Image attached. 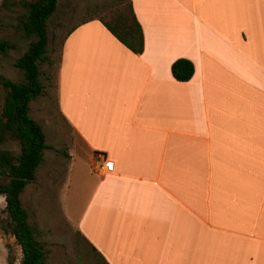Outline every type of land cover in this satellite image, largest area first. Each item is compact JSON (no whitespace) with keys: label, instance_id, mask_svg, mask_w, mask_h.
Segmentation results:
<instances>
[{"label":"crops","instance_id":"crops-1","mask_svg":"<svg viewBox=\"0 0 264 264\" xmlns=\"http://www.w3.org/2000/svg\"><path fill=\"white\" fill-rule=\"evenodd\" d=\"M129 1L141 53L98 19L60 47L57 113L87 167L76 231L104 264H264V0Z\"/></svg>","mask_w":264,"mask_h":264},{"label":"rangeland","instance_id":"rangeland-1","mask_svg":"<svg viewBox=\"0 0 264 264\" xmlns=\"http://www.w3.org/2000/svg\"><path fill=\"white\" fill-rule=\"evenodd\" d=\"M0 0V41L10 49L0 52V76L17 82L21 73L14 61L27 49L32 38L26 37L22 22L27 15L26 4L34 0ZM124 0H58L55 14L48 21V54L50 63L40 64V80L44 94L31 103L30 115L45 131L49 149L44 152L37 179L23 194V205L29 212V222L37 231V238L45 252L44 264H104L84 242L75 229L81 203H76V185L82 182L86 161L75 146L77 138L58 115L56 105V77L60 47L66 33L75 25L90 19L113 24L114 17L125 13ZM5 91L0 88V111ZM0 143V150L14 156L19 154L17 141L9 134ZM69 155L71 160H69ZM76 165H79L80 168ZM4 198L0 196V221L5 220ZM7 256L11 264H19L21 253L11 236Z\"/></svg>","mask_w":264,"mask_h":264},{"label":"trees","instance_id":"trees-1","mask_svg":"<svg viewBox=\"0 0 264 264\" xmlns=\"http://www.w3.org/2000/svg\"><path fill=\"white\" fill-rule=\"evenodd\" d=\"M8 1L3 0L2 4ZM14 4V1L11 2ZM58 0H34L26 4L27 15L22 22L24 34L32 38L25 52L13 66L21 77L12 82L0 76V88L5 91L0 111V143L9 134L19 146L17 156L0 150V196L4 197L5 220L0 221L3 235L11 236L19 247V264H44L45 252L37 238V231L29 222V212L22 204L21 194L27 185L36 180L37 169L47 149L45 134L37 121L30 116V102L44 94L41 83L40 64L50 63L48 54V21L55 14ZM125 13L114 17L110 24L98 19L105 28L126 48L134 53L143 49V35L131 2L124 0ZM6 41H0V52L10 49ZM171 74L178 82L190 80L193 64L186 59H177L171 65ZM7 263L11 264L9 255Z\"/></svg>","mask_w":264,"mask_h":264}]
</instances>
